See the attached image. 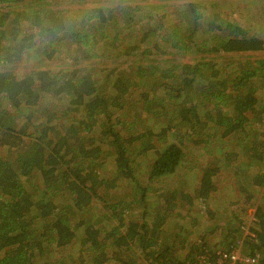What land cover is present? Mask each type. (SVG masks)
Here are the masks:
<instances>
[{"label":"trees","instance_id":"16d2710c","mask_svg":"<svg viewBox=\"0 0 264 264\" xmlns=\"http://www.w3.org/2000/svg\"><path fill=\"white\" fill-rule=\"evenodd\" d=\"M116 1L0 0V264H264V0Z\"/></svg>","mask_w":264,"mask_h":264},{"label":"rangeland","instance_id":"374dc122","mask_svg":"<svg viewBox=\"0 0 264 264\" xmlns=\"http://www.w3.org/2000/svg\"><path fill=\"white\" fill-rule=\"evenodd\" d=\"M115 1L116 0H111V3H115ZM121 1V0H120ZM122 1H124L125 3H130V4H135V3H144L145 5H152V6H154V5H156V4H160L161 6H170V5H172V4H176V3H183V2H186V1H196V0H122ZM215 1H217L218 2V4L220 3H222L223 5L225 4L226 5V3L229 1V0H215ZM232 1H234V0H232ZM116 3H118L117 1H116ZM258 9H256V11H257ZM248 13H250V14H252L250 17H253V15H255L256 14V12L255 13H253L252 11H249ZM262 17H264V12H261V18ZM262 29V28H261ZM263 29H264V25H263ZM21 69H23V68H21ZM191 178V175H188L187 176V181L189 182V179ZM189 186L190 185H187L186 184V186H185V188L184 189H188L189 188ZM222 189V188H221ZM218 197H222V198H224V200L226 201L223 205V207H225V206H228V202L232 199L231 197H233V193H231V189H222V190H220V192H219V194H218ZM235 199V198H234ZM214 200H216L217 201V199H214ZM218 202H216V205L215 206H217L218 204H217ZM212 206H214L213 204H212ZM222 207V208H223ZM239 207H241V206H238V204H237V201H235V203L234 204H232V206H231V208L233 209V210H239ZM222 211H223V209H221V210H218V212H216V216H215V219H216V221L217 222H219V221H221L222 220V216H223V214H222ZM204 223V225H208L209 223H207V222H203ZM199 227V226H198ZM201 229H198V231H200ZM215 237H216V235H218V232H215ZM213 235V236H214ZM192 240H196L197 238L196 237H193L192 236ZM211 240H213L214 241V239H212L211 238Z\"/></svg>","mask_w":264,"mask_h":264},{"label":"built area","instance_id":"2783aa9c","mask_svg":"<svg viewBox=\"0 0 264 264\" xmlns=\"http://www.w3.org/2000/svg\"><path fill=\"white\" fill-rule=\"evenodd\" d=\"M256 259L247 254H242L237 246H230L227 249L217 252L215 261L209 260L206 256L200 255L191 262L184 264H256Z\"/></svg>","mask_w":264,"mask_h":264}]
</instances>
